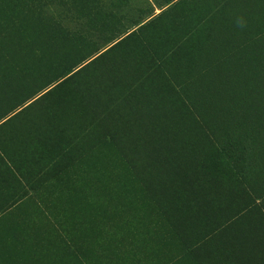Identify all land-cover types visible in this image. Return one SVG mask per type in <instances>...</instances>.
<instances>
[{
  "label": "rangeland",
  "instance_id": "1",
  "mask_svg": "<svg viewBox=\"0 0 264 264\" xmlns=\"http://www.w3.org/2000/svg\"><path fill=\"white\" fill-rule=\"evenodd\" d=\"M263 81L264 0H0V264H264Z\"/></svg>",
  "mask_w": 264,
  "mask_h": 264
},
{
  "label": "trees",
  "instance_id": "2",
  "mask_svg": "<svg viewBox=\"0 0 264 264\" xmlns=\"http://www.w3.org/2000/svg\"><path fill=\"white\" fill-rule=\"evenodd\" d=\"M197 59H198V61L200 62L199 64H201V65L203 66V63H202L203 61H200L199 58H197ZM201 65H200V68L202 69V66H201ZM200 71H201V70H200ZM199 76H200V73H199ZM199 76H198V77H199ZM263 84H264V81H263ZM260 113H262V112L260 111Z\"/></svg>",
  "mask_w": 264,
  "mask_h": 264
}]
</instances>
